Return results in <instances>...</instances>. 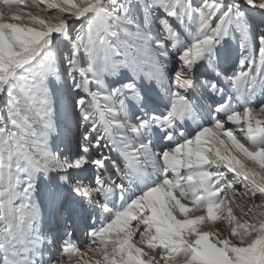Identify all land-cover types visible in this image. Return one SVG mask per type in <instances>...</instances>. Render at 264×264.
I'll return each mask as SVG.
<instances>
[{
    "label": "snow or ice",
    "instance_id": "snow-or-ice-1",
    "mask_svg": "<svg viewBox=\"0 0 264 264\" xmlns=\"http://www.w3.org/2000/svg\"><path fill=\"white\" fill-rule=\"evenodd\" d=\"M0 264H264V0H0Z\"/></svg>",
    "mask_w": 264,
    "mask_h": 264
},
{
    "label": "bare ground",
    "instance_id": "bare-ground-1",
    "mask_svg": "<svg viewBox=\"0 0 264 264\" xmlns=\"http://www.w3.org/2000/svg\"><path fill=\"white\" fill-rule=\"evenodd\" d=\"M38 199H41V203H42V208L44 210V213H45V227H48L49 226V217H48V206H47V203L42 199L41 196H38ZM86 211H90L89 209H85ZM79 237H80V240L81 239V233H78L77 234Z\"/></svg>",
    "mask_w": 264,
    "mask_h": 264
},
{
    "label": "rangeland",
    "instance_id": "rangeland-1",
    "mask_svg": "<svg viewBox=\"0 0 264 264\" xmlns=\"http://www.w3.org/2000/svg\"><path fill=\"white\" fill-rule=\"evenodd\" d=\"M79 237V236H78ZM79 239H80V237H79ZM81 239H83V234L81 233Z\"/></svg>",
    "mask_w": 264,
    "mask_h": 264
}]
</instances>
